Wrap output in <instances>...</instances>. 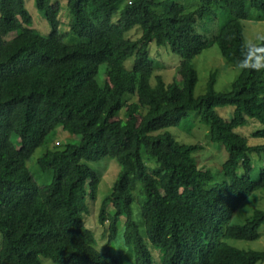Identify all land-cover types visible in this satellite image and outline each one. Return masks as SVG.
Instances as JSON below:
<instances>
[{
	"label": "trees",
	"instance_id": "trees-1",
	"mask_svg": "<svg viewBox=\"0 0 264 264\" xmlns=\"http://www.w3.org/2000/svg\"><path fill=\"white\" fill-rule=\"evenodd\" d=\"M191 1L68 0L75 38L66 42L59 32L58 1L35 0L52 28L42 34L32 27L26 0H0V264H42V257L56 264H122L112 251L121 217H126L123 239L133 264H154L149 242L165 250L162 264L264 261V251L229 242L256 240L264 225V208L232 222L239 206L264 188V168L257 180L251 177L252 154L264 156V143L251 145L236 131L253 118L263 128L252 135L264 140V67L242 66L264 64V36L252 42L244 36L250 9L264 20V0ZM134 28L141 30L138 39L129 36ZM11 32L17 34L8 38ZM153 42L169 45L182 58L181 85L160 74L151 84ZM214 44L242 69L228 91L215 89L217 71H212L207 91L196 96L193 60ZM226 106L234 107L231 120L216 111ZM122 109L125 119L117 117ZM191 110L200 112L211 141L229 154L223 165L229 181L211 189L214 175L195 157L202 146L179 142L165 131ZM59 127L83 139L38 159L40 171L53 174L42 191L28 162ZM144 155L171 174L151 172ZM106 157L117 159L121 169L100 210L108 236L100 250L85 215L100 182L89 163Z\"/></svg>",
	"mask_w": 264,
	"mask_h": 264
},
{
	"label": "rangeland",
	"instance_id": "rangeland-1",
	"mask_svg": "<svg viewBox=\"0 0 264 264\" xmlns=\"http://www.w3.org/2000/svg\"><path fill=\"white\" fill-rule=\"evenodd\" d=\"M60 4V28L59 32L62 39L66 42H71L73 36L70 35V8L68 5V0H56ZM180 1V0H177ZM181 2L186 5L189 1L181 0ZM26 4L31 14L33 15L32 27L42 34H48L51 32L52 28L45 18L44 14L41 13L37 7L35 0H26ZM257 11L250 9V16L244 22V36L247 42L260 41L264 36V20H258ZM17 32H11L8 38L13 37ZM129 36L133 39H138L141 36V30L139 28H134L129 33ZM151 59L155 63V71L151 78V84L156 85V75L160 74L167 83L176 82L181 85V77L178 72V68L182 58L174 54L169 45L159 46L156 42L151 43L150 46ZM132 58H130L126 65L129 67L132 65ZM194 66L198 73V82L195 88V95L199 96L204 94L208 89V82L210 80V75L212 71H217V76L215 80V89L217 91H228L232 88L233 82L237 79L240 74L241 66L235 63L228 62L222 55L220 48L217 44L205 49L201 54L197 55L193 60ZM125 109H122L117 117L126 118ZM216 111L226 120H231L233 116L234 107H217ZM263 128V125L256 119L249 118V123L243 127L238 128L236 131L239 134L245 135L248 139L249 144L256 145L259 143H264L261 138L254 137L252 134L255 130ZM164 130L156 131L155 133H160ZM171 133L174 138L179 142L185 144H200L201 149L195 152V157L197 159L198 166L203 169H207L212 172L214 179L209 185V189L218 184L228 180L223 172V165L228 159V151L225 146L221 143H214L211 141V132L208 124L201 120L200 112L197 110H191L189 115L183 119V121L177 127H171L165 129ZM18 145L20 140L14 136ZM83 136L81 134H72L62 127H59L57 134L54 135L47 145L39 147L31 159L28 162L29 167L32 170L33 175L39 182L42 191L49 188L52 182L53 174H44L38 168L37 161L42 157L48 150L54 149H64L69 144H78L82 141ZM145 159L146 156L144 155ZM252 160L254 164V170L252 172V179L257 180L260 177V172L264 168V156H260L257 153L252 154ZM147 161L148 169L157 174L158 176H166L171 174L170 169L162 168L157 169L158 165L155 161ZM91 167L97 172L100 177V182L98 184L97 195L95 199L88 198V206H90V214L85 215V220L89 226L92 228L96 235L95 246L104 250L107 243V227L100 224L99 215L102 207L104 198L110 194L112 187L114 186L121 165L117 159L114 157H106L99 162H90ZM160 166V165H159ZM238 173L243 174V169H239ZM161 174V175H160ZM48 183V185H47ZM48 187V188H47ZM264 208V188L257 190L253 195H250L238 208L235 218L232 222L241 223L251 216L255 209ZM109 213H114L115 209L112 205L108 207ZM135 217L143 228V218L140 214L139 207H135ZM126 217H121L119 221L120 232L117 240L112 244V251L115 254L120 255L122 259V264H133L134 254L131 252L130 248L125 245L123 239V233L125 229ZM3 234L0 232V249L3 242ZM229 242L239 248L246 250L264 251V225L260 229V237L256 240H229ZM148 247L153 255L154 264H162L165 256V250L162 247L155 246L148 243ZM42 264H56L51 259L47 257H42ZM79 264H88L87 262L81 261ZM256 264H264V261H260Z\"/></svg>",
	"mask_w": 264,
	"mask_h": 264
},
{
	"label": "clouds",
	"instance_id": "clouds-1",
	"mask_svg": "<svg viewBox=\"0 0 264 264\" xmlns=\"http://www.w3.org/2000/svg\"><path fill=\"white\" fill-rule=\"evenodd\" d=\"M243 67H252V68H258V67H264V64L257 65L255 63L248 64L247 62H242Z\"/></svg>",
	"mask_w": 264,
	"mask_h": 264
}]
</instances>
